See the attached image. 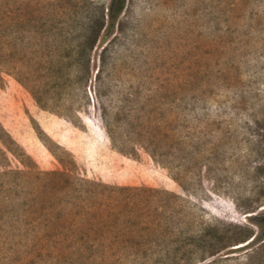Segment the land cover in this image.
<instances>
[{
	"label": "rangeland",
	"instance_id": "1",
	"mask_svg": "<svg viewBox=\"0 0 264 264\" xmlns=\"http://www.w3.org/2000/svg\"><path fill=\"white\" fill-rule=\"evenodd\" d=\"M0 0V264H264V0Z\"/></svg>",
	"mask_w": 264,
	"mask_h": 264
},
{
	"label": "trees",
	"instance_id": "2",
	"mask_svg": "<svg viewBox=\"0 0 264 264\" xmlns=\"http://www.w3.org/2000/svg\"><path fill=\"white\" fill-rule=\"evenodd\" d=\"M126 0H109L108 5L96 17L89 18L86 23L85 45L91 48L95 45L101 34L115 27L125 7Z\"/></svg>",
	"mask_w": 264,
	"mask_h": 264
}]
</instances>
